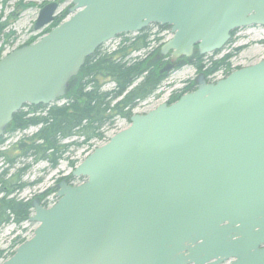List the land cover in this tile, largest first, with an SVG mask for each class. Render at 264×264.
<instances>
[{
    "label": "water",
    "instance_id": "water-1",
    "mask_svg": "<svg viewBox=\"0 0 264 264\" xmlns=\"http://www.w3.org/2000/svg\"><path fill=\"white\" fill-rule=\"evenodd\" d=\"M60 2L34 23L54 22ZM68 16L0 58V137L25 104L66 95L86 59L119 35L169 26L170 69L264 26V0H72ZM65 181L32 202L33 237L0 264H264V59L172 104L134 114Z\"/></svg>",
    "mask_w": 264,
    "mask_h": 264
},
{
    "label": "trees",
    "instance_id": "trees-1",
    "mask_svg": "<svg viewBox=\"0 0 264 264\" xmlns=\"http://www.w3.org/2000/svg\"><path fill=\"white\" fill-rule=\"evenodd\" d=\"M61 19L55 17L45 33L57 26ZM5 28V23L0 24V34ZM164 28L169 27H160L161 30ZM120 37L122 42L114 50L100 53V47L86 59L79 74L72 80L66 95L61 99L63 102L60 100L47 106L25 104L14 114L5 133L22 131L31 126L37 129L32 135L16 141L12 146L14 154L0 152V156L7 161V170L2 169L0 172V193H3L0 197V228L10 223H21L29 218V203L12 196L28 185L21 181L26 170L39 161H46L48 167L55 169L72 145L79 146L93 138H102L104 129L112 125L118 116L130 119L133 109L153 95L167 78L169 70L162 67L161 58L156 56L161 46L149 58L147 56L131 59L133 52L148 47L150 43L148 29L132 37L125 35ZM228 57L229 55H226L220 60L213 61L209 66L202 63L204 56L198 53L184 61L195 65L198 71L209 76L226 64ZM107 80L113 86L104 90L103 85ZM74 136L82 138V142L64 143ZM3 139V136L0 137V145ZM28 159H31V162H23L21 168L14 174V177H18L14 183L11 184L9 181L13 179H4L3 176L19 160Z\"/></svg>",
    "mask_w": 264,
    "mask_h": 264
},
{
    "label": "rangeland",
    "instance_id": "rangeland-1",
    "mask_svg": "<svg viewBox=\"0 0 264 264\" xmlns=\"http://www.w3.org/2000/svg\"><path fill=\"white\" fill-rule=\"evenodd\" d=\"M51 1L54 0H0V24L5 23L6 25L5 30L0 34L1 57L7 55L14 49L24 44L33 43L45 34L47 28L50 27L52 23L41 30H35L34 23L38 17L42 5ZM71 1L72 0H61L59 9L56 13V18L60 17L62 18L61 21H63L68 16L67 10L71 5ZM255 28V30L259 31L258 35H254L256 34V31L245 30L240 33L239 36H241V38L235 44H228L218 53L207 54L204 56L202 63L209 66L211 62L220 60L224 55L230 53V51L235 47L245 45L247 46V48L244 50L236 54L233 53V57L230 60L227 59L226 64L221 66L213 74L205 76V74L202 72L205 76V80L208 79L210 82H214L217 79L226 77L227 72L225 71L228 68L232 70L238 65L248 66L264 59V27L258 26ZM147 29L150 33V43L146 49L139 52H133L131 55L132 60L136 59V57L145 58L148 56L149 58L152 56L153 52L159 46H161V43L169 36L168 32H165L164 30L161 31L155 25H152ZM132 36H134V34L125 35V37ZM121 42L122 37H116L113 40L106 42L101 47L100 53H108L114 50ZM230 56L231 55H229V57ZM163 59H168V57L165 56L160 59L161 65L165 66L167 63L165 60L163 61ZM171 69L172 71L168 73L167 78L162 83L161 87L149 98L141 101L133 109V113H143L157 106L160 102L167 101L174 91L180 90L185 85L193 82V80L196 79L201 73L196 69L195 65L188 64L185 61H182ZM139 81L140 80H137V82ZM112 86V83L107 80L104 82L103 88L104 90H108ZM60 102H63V100ZM129 121L130 119L118 116L114 119V123L112 125L104 129L102 138H93L85 144H81L79 146L72 145L68 152L65 153L64 158L59 161V164L55 169L48 167V163L46 161H39L33 164L21 177V181L26 182L28 185L24 189L16 191L13 196L18 200L29 203L31 209L33 195L50 189L49 192H51L52 195H50L48 201L51 202L47 203V205L53 203L51 198L54 196L53 192L55 194V189L53 188L55 178L60 173L67 175L72 174L71 172L75 165L79 161L81 162L95 146H100L101 144L105 143L113 134L128 127L130 124ZM36 129L37 127L31 126L22 131H16L8 134L5 133L3 135L4 141L0 145V152L14 154L12 146L16 143V141L23 138L24 136L27 137L32 135ZM81 140L82 138L74 136L68 140H65L64 143L72 141L79 142ZM23 162L29 163L31 162V159L26 161L19 160L18 163L9 169V171H7V173L3 176L4 179H13V181H9L11 184L14 183L18 178L17 176L14 177V174L17 172L18 168H21ZM2 169L4 171L7 170V162H5L4 158L0 156V172ZM84 181L85 178H81L79 181H77V184H80ZM2 194L3 193L1 192L0 196ZM31 212L32 210L30 211V215L32 214ZM36 226L37 224H35V222H31L27 219L21 223H10L0 228V263L9 258L13 254L16 247L21 244L23 240H27L32 236Z\"/></svg>",
    "mask_w": 264,
    "mask_h": 264
},
{
    "label": "flooded vegetation",
    "instance_id": "flooded-vegetation-1",
    "mask_svg": "<svg viewBox=\"0 0 264 264\" xmlns=\"http://www.w3.org/2000/svg\"><path fill=\"white\" fill-rule=\"evenodd\" d=\"M60 3H61V0H58ZM255 27H258V25H255ZM262 27V26H261ZM244 28V27H243ZM240 29V28H239ZM237 31H238V29L237 30H235L234 32H232L231 33V36H230V39H229V44H235L237 41H239L240 40V38H241V36H238L237 35ZM245 48H247V46L245 45V46H238V47H235L234 49H232L231 51H230V53H228L227 55H231L230 57H228V60H230L232 57H233V53L234 54H236V53H238V52H240V51H242V50H244ZM226 56V55H225ZM224 56V57H225ZM166 61V63L167 64H165V66H163L162 65V67L164 68H166V67H168L169 66V62H168V59H163V61ZM182 61H184V59H181V62ZM181 62H179V63H181ZM175 65H173V67H174ZM241 67H243L242 65H238V66H236V67H234V69H232V70H230V68H228V69H226V71L225 72H227V73H230L231 71H233V70H235V69H238V68H241ZM162 68V69H163ZM169 70V69H168ZM172 70H170L169 72H171ZM202 73V72H201ZM200 73V74H201ZM199 76V75H198ZM198 76H197V78H198ZM197 78L196 79H194L193 80V82H190L189 84H187V85H185L183 88H181L180 90H177V91H174L173 93H172V95L169 97V99L167 100V102L168 103H170V102H172V101H174V100H176V98L178 97V96H181V95H183V94H185V93H188V92H191V91H193V90H195L196 89V87H197ZM207 79V78H206ZM208 83H210V80H206ZM7 162V161H6ZM81 179V177H75V176H73L72 174H64V173H60L56 178H55V180H54V189L56 190L57 189V186L62 182V181H66L68 184H71V185H73V184H76L77 183V181H79ZM52 188V189H53ZM5 189H7V187L5 188ZM49 190L50 189H47V190H45V191H43V192H40V193H37V194H35V195H33V198H32V202L34 201V200H38L39 202H40V204L41 205H45L47 202H48V200H49V197H50V195H52V193L51 192H49ZM226 264H228V263H226Z\"/></svg>",
    "mask_w": 264,
    "mask_h": 264
},
{
    "label": "built area",
    "instance_id": "built-area-1",
    "mask_svg": "<svg viewBox=\"0 0 264 264\" xmlns=\"http://www.w3.org/2000/svg\"><path fill=\"white\" fill-rule=\"evenodd\" d=\"M248 31H255L254 29H250V30H248ZM240 34V33H239ZM259 33L258 32H256V34H254V35H258Z\"/></svg>",
    "mask_w": 264,
    "mask_h": 264
}]
</instances>
